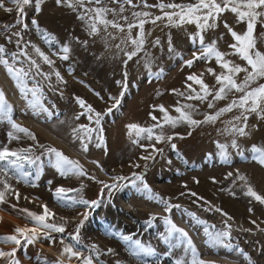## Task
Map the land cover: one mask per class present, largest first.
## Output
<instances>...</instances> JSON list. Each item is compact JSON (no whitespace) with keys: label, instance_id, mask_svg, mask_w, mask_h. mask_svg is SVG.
Returning <instances> with one entry per match:
<instances>
[{"label":"rangeland","instance_id":"rangeland-1","mask_svg":"<svg viewBox=\"0 0 264 264\" xmlns=\"http://www.w3.org/2000/svg\"><path fill=\"white\" fill-rule=\"evenodd\" d=\"M157 2L158 0H148L149 4ZM164 2L168 3L170 0H164ZM175 2L188 4L195 0H175ZM8 6L13 7L11 4ZM110 6L118 7L117 5ZM133 10L140 9L127 8L124 13L130 20ZM144 10L154 15L160 14L156 8ZM26 12L29 31L25 34V40L31 41L55 61L56 69L67 83L58 84L55 77H52L53 87L63 92L61 97L60 91L50 90L47 82L37 77L44 84L45 104L51 107L54 103L55 108L52 109L54 114L51 118L43 113L36 115L27 107V102L21 96L15 82L3 66H0L13 92L24 103L20 106L16 104L10 96V90L8 91L0 77V89L4 91L6 99L13 106V118L18 124L34 133L37 138L33 141L24 133H17L20 138L9 142L7 133L11 128L9 124L3 122L0 123V147L7 145L11 149H27L31 146L33 154L41 157L38 163L43 165V174L37 181L38 187H30L23 182L17 183L15 180L10 181L19 190L21 198L17 201L13 196H8L6 202L0 204V249L8 251L16 247L11 243L2 242L3 237L13 234L16 227L33 226L25 209L41 213L43 210L41 205L46 204L56 214L57 223L63 222L60 217L67 219L66 232L53 233L55 242L41 238L29 245L22 241L16 253L21 264H55V261L61 258L65 245H74L87 255L89 249L84 248V245L92 244L98 245L101 253L98 260L95 259V253H92L95 264H142V261L143 264H157V262L158 264H175V260L181 257L190 264V253L185 255L182 248L171 249L161 239V234L167 231V226L163 222V217L166 215H170L179 227L188 232L196 246L198 256L206 264H249V260L243 253H247L252 264H264V205L246 195L245 181L236 179L238 172L239 175L246 177L247 185H250L258 194L264 195V165L255 161L251 152L253 144L264 147V120L257 119L254 114L250 116L246 130L251 134L237 137L239 149L230 147L232 139L230 135L221 134L218 131L223 129L225 123L234 115L238 114L236 111L224 114L214 124H203L199 127L181 124L174 129L166 126V134H178L171 141L176 144V149L173 150L168 142L156 144L157 148L163 149V154H156L155 160L140 159L141 156L148 155V152L138 145H133L129 139V130L126 127L128 124L150 126L154 123L149 117V113L153 111V105H164L171 115H177L173 106L177 100L181 102L183 100L171 90L184 91L185 77L189 73H200L207 67H213L217 72L220 71L214 60L211 63L197 61L191 69L184 65V61L191 59L193 52L199 48L198 42L190 39L191 35L196 32L195 25L169 28L163 21L158 22L157 25L151 23L145 25V32H151L144 46L152 59V74H149L141 59L144 52L129 61L127 66L124 65L123 61L126 57L121 48H125L126 45L121 44V40L126 33H117L115 29L109 28L108 32L101 30L99 35L89 36L83 23L77 19V13L65 6H57L56 0H44L38 13L34 6L26 8ZM15 18V12L8 14L0 9V25L11 24ZM33 18L37 20L42 30L55 37L51 46L46 44L41 35L32 27ZM111 18L109 16V19ZM225 20L238 33L246 30V25L235 23L234 14L228 12L221 18L219 27L207 33L206 43L217 40V46L221 51L230 52L228 45L233 40L224 27ZM15 30L17 29H13ZM108 33L113 35L109 36ZM135 35L136 30L134 29L133 36ZM221 35L223 39H220ZM169 36H171L172 46L175 49L174 53L168 50ZM254 36L258 50L264 52V25L257 24ZM157 38L160 44L153 46ZM83 41H87V44H83ZM0 44H4L9 53L17 51L15 44L8 43L4 35H0ZM64 44L71 47L67 61L53 55V53H59ZM118 44L121 48L116 47ZM127 50L132 49L127 46ZM28 51L41 64L44 72L50 71L31 48ZM227 58L237 64H244V61L238 57L229 55ZM161 70V76L156 78L154 74ZM125 72H127V89L121 97V104L102 121L105 146L95 147L94 138L93 143L89 144L88 152H83L80 141L73 135L72 129L79 124L87 125L89 122L83 117L78 121L74 119L81 111L74 97L83 98L97 111L105 112L113 103L109 97L120 96L122 87L116 81H123ZM243 77L244 73H240L238 80H242ZM205 80L210 86L214 84L211 76L205 75ZM257 83H264V80H259ZM157 93L160 94L157 95ZM232 98L230 94L228 100L216 101L214 109L207 108L206 103L192 101L191 103L196 104L199 109L198 113L194 114V119L203 120L205 113H213L224 107ZM154 114L158 117L162 116L159 111ZM31 119L36 121L30 123ZM253 125L258 127L253 128ZM217 141L229 145L231 155L229 163L221 161ZM140 143L149 142L141 140ZM37 145H44L45 148L42 149ZM47 147H54L69 158L79 161L98 181L111 184L114 176L128 179L117 181L120 187L112 189L109 194V190L104 189L102 184L88 179L87 176L62 177L49 164V157L45 152ZM169 160L171 164L168 163ZM92 161H98L103 171ZM134 164H139L141 167H133ZM145 164H147L146 168ZM142 169H144L143 173ZM29 171H32L34 178L35 166H32ZM229 172H232L233 176L226 179ZM133 173L143 175L152 193L159 194L172 205L180 207H173L170 214L166 213L162 204L154 199H148V192L138 190V187L142 188L139 181H137L138 187L132 185ZM213 177L216 183L212 181ZM197 180L199 183L196 182ZM81 184L84 185L82 195L85 199H100L101 203L99 207L89 210V218L80 233L81 243L76 244L69 233L74 232L76 223L82 218L78 213L85 209L82 206L73 208L61 206L54 198V190L59 186L75 189ZM189 192H195L197 196L193 197ZM70 195H76V193ZM201 197L203 199H200ZM209 208L211 210H206ZM216 208L222 211L217 212ZM249 208L252 212H249ZM188 213H195L197 218L206 221V225L197 223ZM152 216L156 219L152 220L149 225L147 222ZM225 221L231 225V239L226 241L233 246L231 249L222 246L213 247L208 243V237L204 232L206 226L209 231L223 230ZM251 221L256 223L253 224ZM121 235H131L133 239H139L142 243L151 245L156 249L157 255L155 257H134L129 245L120 239ZM108 249H112L113 252L108 253ZM0 264H7V261L0 259ZM72 264H77V262L73 260Z\"/></svg>","mask_w":264,"mask_h":264},{"label":"snow or ice","instance_id":"snow-or-ice-1","mask_svg":"<svg viewBox=\"0 0 264 264\" xmlns=\"http://www.w3.org/2000/svg\"><path fill=\"white\" fill-rule=\"evenodd\" d=\"M44 0H0V9L8 14L16 13V18L11 24L0 25V35H4L8 43L15 44L17 51L9 53L4 44H0V66H3L9 77L15 82L21 96L27 102V107L32 110L33 114H46L48 118L53 116L51 107L45 104L44 84L37 77H41L42 81L47 82L48 88L52 91H60L53 87L51 81L52 77L58 84L64 85L67 83L61 73L55 67V61L45 54L38 46L29 40H25V34L29 31V24L26 23L27 12L26 8L33 7L38 13L41 10V5ZM8 4L13 5L9 7ZM57 6H65L77 13V19L80 20L89 36L99 35L101 30L108 32L109 28L115 29L117 33H126L121 40V44L126 45L121 48L118 44L117 48H121L126 59L123 61L127 66L129 61L137 57L139 53L144 52L141 58L144 61V67L151 73L152 59L150 54L145 50V43L147 37L151 32H145L146 24L157 25L158 22H165V26L169 28H182L185 25H195L196 32L193 33L190 39L193 42H198L199 48L193 52L192 58L184 61V65L191 69L197 61H204L211 63L213 60L220 69L219 72L213 67H207L205 71L200 73L191 72L185 77L184 91L172 89L171 92L181 100H177L173 106V110L177 113L176 116L170 114L169 110L164 105H153V111L149 113L150 119L154 122L150 126H141L136 123L128 124L126 127L129 130L128 135L133 145H138L148 155H143L140 159L144 161L155 160L156 154H163V149L157 148L156 144L170 143L173 150L176 149V144L171 143L175 135H168L165 132V127L176 128L181 124H187L189 127H199L203 124H214L224 114L236 111L238 114L234 115L231 120L225 123V127L221 130V134H228L232 137L230 147L239 149L240 145L237 137L248 136L250 131L248 129V121L253 114L259 120H264V83H257L259 80H264V52L258 50L256 46V38L254 36L257 24L264 25V0H195L193 3L181 4L176 3L175 0L165 3L164 0H158L156 4H149L148 0H56ZM110 5H117L118 7H111ZM140 9L131 12V20L124 15L127 8ZM156 8L159 15H154L152 12L144 9ZM232 13L235 16V23H243L246 25V30L243 33L235 31L225 20L224 27L232 37L233 42L228 45L230 52L221 51L217 46V40H211L206 43V35L210 30H215L219 27V22L225 13ZM109 16L112 18L109 19ZM31 25L36 32L41 35V38L49 46L55 41V37L42 30L36 19L31 20ZM13 29H17L13 31ZM136 30V35L133 36V30ZM112 36V33H108ZM115 38V36H113ZM223 39V36H220ZM78 40V38H77ZM87 44V41H83ZM160 40L157 38L153 42V46L159 45ZM127 46L131 47V51L127 50ZM31 48L32 52L47 65L49 72H44L41 64L28 51ZM168 50L174 53L175 49L172 46L171 36L168 40ZM71 47L68 44L61 46L57 55L59 59L67 61ZM62 53V54H61ZM229 55L238 57L244 61V64H237L233 60L228 59ZM139 62V61H137ZM71 69L69 72L71 73ZM240 73H244L242 80H238ZM161 72H156L154 75L159 78ZM205 75L211 76L214 79V84L209 85L205 80ZM31 81V83H30ZM83 83V82H81ZM121 85L122 92L120 96H110L113 101L112 106L105 112L97 111L91 104L80 97H74L76 104L80 108V112L74 117L75 120H80L82 117L89 122L87 125L79 124L72 129L73 135L80 141L83 152H88L89 144L93 143L95 138V147L101 148L105 146L104 129L102 121L105 116L111 114L113 109L118 108L121 104V97L127 89V72L124 73L123 81H116ZM256 85V86H253ZM239 95H235V94ZM160 93H157L159 95ZM233 98L224 107L215 110L213 113H205L203 120L194 119V114L198 113V106L192 101L206 103L207 108L214 109L216 101L228 100L229 95ZM61 97L63 92L60 91ZM97 95H99L97 93ZM159 111L162 116L158 117L154 113ZM6 122L10 125L11 130L7 133L9 142L18 140L20 137L17 133H24L33 141H36V136L29 129L18 124L13 118V106L6 99L5 93L0 89V123ZM257 128V125H253ZM157 129L159 131H157ZM95 134V137H94ZM191 135V133H189ZM183 138V137H181ZM141 140H147L149 143L142 144ZM155 141V143H153ZM219 149V156L223 163H229L231 155L229 152V145L216 142ZM44 149V145H37ZM151 149V151H149ZM106 150V149H105ZM49 157V164L62 177L75 176L85 177L95 180L97 183L103 185L104 189L109 190L120 187L117 181L128 179L127 177H112L113 183L107 184L104 181L96 180V177L90 175L79 161L69 158L62 151L47 147L45 149ZM253 159L260 165H264V147L253 144L251 146ZM242 154V153H241ZM211 156V154H209ZM41 157L33 154V148L30 146L27 149H11L7 145L0 147V204L6 202L8 196H13L17 201L20 200L21 194L18 189L10 182L15 180L17 183L23 182L30 187H38L39 181L43 174V165L38 163ZM97 167L102 166L98 161H92ZM171 164V161H168ZM27 166V167H26ZM35 166V176L33 178L32 171L29 169ZM133 167H141L139 164H134ZM147 167V164L144 165ZM131 183L134 187L137 186V181L142 185L138 190L149 193L148 199L155 200L164 206L166 213H171L173 207L179 208V205H172L168 200L161 197L159 194L152 193V189L144 181L142 174L133 173ZM233 173L229 172L226 179L232 177ZM236 179L245 181L246 195L254 198L255 201L264 205V195L258 194L250 185H247L246 177L239 175L237 172ZM212 181L216 183L215 178ZM199 183V181H196ZM235 183V181H233ZM51 184V181H49ZM186 188L187 185L185 184ZM84 185L81 184L79 188L66 189L59 186L54 190V198L65 208H73L82 206L85 211L78 213L82 217L75 226L73 233H69L71 239L76 241V244L81 243V229L89 218V210L100 206V199L88 200L82 195ZM76 193V195H70ZM193 197L197 196L195 192H189ZM185 195V193H181ZM27 199V197H25ZM200 199H203L202 197ZM15 207V206H13ZM42 212L35 213L25 209L27 217L33 222L32 227H16L13 234L3 237L2 242L11 243L16 247L8 251L0 249V259L7 261V264H21L17 259V248L21 246L22 241L31 245L39 241L41 238L54 241L53 233H65L67 227V219L60 217L62 223L56 222V214L48 208L46 204H42ZM211 210V208L206 209ZM215 211L222 210L216 208ZM249 212L252 209L249 208ZM199 224H205L206 221L200 220L195 213H188ZM227 215V214H224ZM156 217L152 216L147 222L151 225L152 220ZM231 219V217H228ZM163 222L167 226L166 233L161 234V239L165 244H168L171 249L182 248L185 255L191 254L190 264H206V262L198 256V252L192 238L184 228L179 227L170 217L166 215L163 217ZM255 224V221H251ZM215 226H213L214 228ZM258 227V226H257ZM204 232L208 237V243L213 247L222 246L231 249L233 246L226 243L231 239V225L225 221V228L219 231H209L206 226ZM125 243L129 245L131 253L136 258L155 257L157 255L156 249L151 245L142 243L139 239H133L131 235H121ZM63 243V241H61ZM84 248L89 249V254H85L83 250L74 245H65L61 252V258L55 261V264H72L75 260L77 264H95L92 253H95V259L98 260L101 255L98 245H84ZM112 253V249L107 250ZM243 252V250H241ZM245 258L252 264L251 258L247 253H243ZM143 264V261H142ZM158 264V262H157ZM175 264H189L183 257L175 260Z\"/></svg>","mask_w":264,"mask_h":264},{"label":"bare ground","instance_id":"bare-ground-1","mask_svg":"<svg viewBox=\"0 0 264 264\" xmlns=\"http://www.w3.org/2000/svg\"><path fill=\"white\" fill-rule=\"evenodd\" d=\"M0 77H1L2 81L6 84V86H7V88H8V91L10 90V92H11V95H10V96H11L12 99L16 102V104H17L18 106H20V105H24V103L21 101V98L19 99L18 95H16V94L13 92L12 87H11L10 83L8 82V79L6 78L5 74L2 72L1 69H0ZM29 120H30V119H29ZM29 120H27V121H29ZM35 121H36L35 119H31L30 123H31V122H35Z\"/></svg>","mask_w":264,"mask_h":264},{"label":"water","instance_id":"water-1","mask_svg":"<svg viewBox=\"0 0 264 264\" xmlns=\"http://www.w3.org/2000/svg\"><path fill=\"white\" fill-rule=\"evenodd\" d=\"M144 172V169H142V173Z\"/></svg>","mask_w":264,"mask_h":264},{"label":"trees","instance_id":"trees-1","mask_svg":"<svg viewBox=\"0 0 264 264\" xmlns=\"http://www.w3.org/2000/svg\"><path fill=\"white\" fill-rule=\"evenodd\" d=\"M54 234H58V233H54Z\"/></svg>","mask_w":264,"mask_h":264}]
</instances>
